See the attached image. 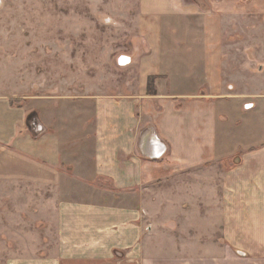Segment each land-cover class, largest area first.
Instances as JSON below:
<instances>
[{"label": "crops", "instance_id": "0c3cea01", "mask_svg": "<svg viewBox=\"0 0 264 264\" xmlns=\"http://www.w3.org/2000/svg\"><path fill=\"white\" fill-rule=\"evenodd\" d=\"M207 1L157 0L124 54L127 80L90 99L78 129L0 94V264H264V240L252 257L234 242L193 256V229L149 224L151 186L233 159L226 228L264 229V64L245 60L231 81L225 60L239 19L264 14V0ZM161 197L159 215L175 202Z\"/></svg>", "mask_w": 264, "mask_h": 264}, {"label": "rangeland", "instance_id": "374dc122", "mask_svg": "<svg viewBox=\"0 0 264 264\" xmlns=\"http://www.w3.org/2000/svg\"><path fill=\"white\" fill-rule=\"evenodd\" d=\"M156 1L0 0V94L53 127L78 129L79 116L87 119L94 113L90 99L116 93L117 83L127 80L125 68L130 61L124 54L139 32L141 19L154 12ZM196 1L209 8L207 0ZM239 21L244 31L233 28L234 36L226 45V73L231 81L245 60H254L256 68L264 64V14L249 23L247 18ZM247 85L251 91L256 88ZM232 169L233 159L225 165L193 169V174H183L191 180L181 185L151 186L147 194L150 227L163 229V223H170L165 226L193 229V256H219L225 250L211 243L234 242L240 247L233 248L238 256L252 257L250 245L264 240V229L226 228L224 211L231 201L224 202L223 180ZM164 194L175 202L159 215ZM32 230L26 229L28 236ZM10 232L13 238L15 230Z\"/></svg>", "mask_w": 264, "mask_h": 264}, {"label": "built area", "instance_id": "2783aa9c", "mask_svg": "<svg viewBox=\"0 0 264 264\" xmlns=\"http://www.w3.org/2000/svg\"><path fill=\"white\" fill-rule=\"evenodd\" d=\"M129 61H130V60H129ZM127 64H128V62H127ZM155 139H156V138H155ZM156 140H157V139H156ZM156 144H159V145H161L162 147H164V149H163V151H162L161 154H159V155H154L157 159H159V158H161V156H163V153L166 151V147H165L164 144H162V143L159 142L158 140H157Z\"/></svg>", "mask_w": 264, "mask_h": 264}, {"label": "trees", "instance_id": "16d2710c", "mask_svg": "<svg viewBox=\"0 0 264 264\" xmlns=\"http://www.w3.org/2000/svg\"><path fill=\"white\" fill-rule=\"evenodd\" d=\"M151 83H152V79H150V81H149V89H148L149 93L154 92V89L151 87Z\"/></svg>", "mask_w": 264, "mask_h": 264}, {"label": "water", "instance_id": "95a60500", "mask_svg": "<svg viewBox=\"0 0 264 264\" xmlns=\"http://www.w3.org/2000/svg\"><path fill=\"white\" fill-rule=\"evenodd\" d=\"M236 163H239V160H236ZM243 255V254H242Z\"/></svg>", "mask_w": 264, "mask_h": 264}]
</instances>
